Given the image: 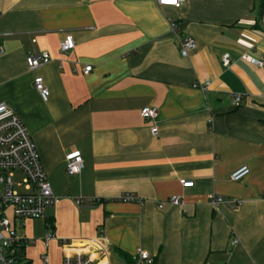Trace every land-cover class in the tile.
I'll return each instance as SVG.
<instances>
[{"label":"crops","instance_id":"crops-1","mask_svg":"<svg viewBox=\"0 0 264 264\" xmlns=\"http://www.w3.org/2000/svg\"><path fill=\"white\" fill-rule=\"evenodd\" d=\"M261 11L260 0H0V103L32 136L60 198L18 230L27 261L47 252L62 264L59 241L43 242L50 226L77 245L98 240L109 264H133L140 250L154 264H264V64L251 61L264 62ZM171 20L197 43L187 57ZM66 34L76 46L61 53ZM43 52L51 60L30 70L27 57ZM149 106L157 136L141 115ZM74 149L85 166L68 176ZM242 166L250 173L232 181Z\"/></svg>","mask_w":264,"mask_h":264},{"label":"built area","instance_id":"built-area-1","mask_svg":"<svg viewBox=\"0 0 264 264\" xmlns=\"http://www.w3.org/2000/svg\"><path fill=\"white\" fill-rule=\"evenodd\" d=\"M159 6L182 7L185 0H156ZM264 21V10L261 14ZM171 29L177 34V41L180 53L187 57L192 51L197 49L195 39L180 32L176 21L171 20ZM76 46L71 34H66L60 44V52L67 53ZM27 64L30 70L48 63L51 60L49 53L43 52L38 55L27 57ZM251 61L258 66H263L262 60L252 58ZM223 65L228 67L231 58L228 54L222 59ZM92 66L88 65L84 73L88 74ZM205 83L203 88L208 86ZM195 86H201L195 84ZM34 87L38 91L42 100L47 102L50 91L42 77L34 79ZM242 96H234V102L241 101ZM144 119L152 122L150 129L154 136L159 133L158 115L159 109L155 106L145 107L141 111ZM66 174L76 176L84 169V159L80 150L69 151L66 156ZM250 173L248 166H242L231 174L232 181H240ZM183 188L192 187L193 181L181 180ZM212 204L222 203L223 199L215 194L209 196ZM125 202L133 201L131 194L121 197ZM60 198L54 194L52 185L44 170L41 156L37 150L32 136L20 120L17 113L6 103H0V264H23L25 258L24 251L28 240L18 237V230L23 227L26 220H37L45 216L46 209L51 205H56ZM80 205L82 200L77 199ZM172 205H180L181 197L172 196ZM235 204L233 200L230 202ZM58 240L62 246V264H109L106 247L98 240H91L88 243L77 245L73 240L59 239L50 226L43 237V242L48 249L50 241ZM237 239L232 244L236 245ZM42 264H49L50 256L47 252L41 255ZM154 259L145 251L140 250L134 257L133 264H153Z\"/></svg>","mask_w":264,"mask_h":264},{"label":"trees","instance_id":"trees-1","mask_svg":"<svg viewBox=\"0 0 264 264\" xmlns=\"http://www.w3.org/2000/svg\"><path fill=\"white\" fill-rule=\"evenodd\" d=\"M260 1H261V5H262V11H261V14H262V12L264 10V0H260ZM22 263L23 264H31V262L27 261L25 258H23Z\"/></svg>","mask_w":264,"mask_h":264}]
</instances>
